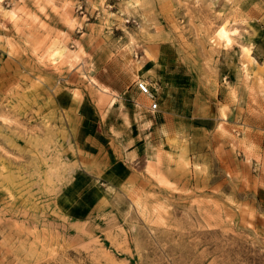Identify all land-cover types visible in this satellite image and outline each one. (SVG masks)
Instances as JSON below:
<instances>
[{"label":"rangeland","instance_id":"rangeland-1","mask_svg":"<svg viewBox=\"0 0 264 264\" xmlns=\"http://www.w3.org/2000/svg\"><path fill=\"white\" fill-rule=\"evenodd\" d=\"M255 1L0 0V264H264ZM88 132L143 157L76 219L57 197L92 162Z\"/></svg>","mask_w":264,"mask_h":264},{"label":"crops","instance_id":"crops-1","mask_svg":"<svg viewBox=\"0 0 264 264\" xmlns=\"http://www.w3.org/2000/svg\"><path fill=\"white\" fill-rule=\"evenodd\" d=\"M255 2L260 6V11L249 18V34H244L241 42L249 48V54L255 63L262 66L264 65V0ZM62 102L61 106L69 114L70 125L75 126L78 134L85 132L91 120L82 112L84 97L78 107L74 103L72 92L68 93V99L63 98ZM115 104L116 102L113 105ZM83 136L84 143L95 149L92 151V162L86 163L87 168L75 174L57 197L59 208L76 219L89 214L93 206L103 197L99 180L104 185L120 186L132 175V163L143 157V152L140 151L142 145L131 144L124 147V142L118 138L114 139L113 144H109L110 141L92 139L90 132ZM106 146L109 147V155L102 153Z\"/></svg>","mask_w":264,"mask_h":264},{"label":"built area","instance_id":"built-area-1","mask_svg":"<svg viewBox=\"0 0 264 264\" xmlns=\"http://www.w3.org/2000/svg\"><path fill=\"white\" fill-rule=\"evenodd\" d=\"M136 89L143 95L147 96L150 100V104L148 105V109L152 112L158 109V97L157 90L154 87H151L150 84L146 80L137 79L135 81Z\"/></svg>","mask_w":264,"mask_h":264}]
</instances>
